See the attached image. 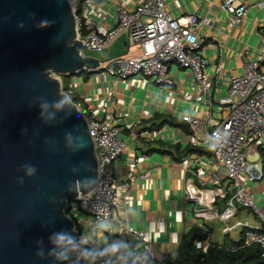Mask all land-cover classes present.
<instances>
[{
	"label": "built area",
	"instance_id": "1",
	"mask_svg": "<svg viewBox=\"0 0 264 264\" xmlns=\"http://www.w3.org/2000/svg\"><path fill=\"white\" fill-rule=\"evenodd\" d=\"M168 4L169 0H139L132 9L118 6L113 25L100 33L84 24L82 17L76 14L75 3L76 40L87 50L101 52L117 33L127 30L138 52L112 57L97 68L99 75L121 82L130 78H154V83L164 86L171 81L169 75L174 65L191 74L196 87L194 102L201 105L204 112L201 116L184 113L180 121L189 128L190 146L209 155L214 165L199 164L194 158L195 164L190 165L189 170L191 177L184 188L185 198L194 205L196 214H213L223 222L233 218L238 209L247 210L256 224L240 220L230 227L227 225L228 232L236 228L244 232L241 245H231L227 250L236 252L240 247L257 244L264 256V207L259 204L264 202V25L256 32L258 44L252 46L255 60L244 64L240 75L230 76L226 94L217 99L226 112L215 122L212 114L217 108L212 105L211 74L202 52L204 39L197 33L201 25L210 26L212 18L198 13L175 16L168 10ZM250 9L264 10V1L222 0L220 10L227 15V29L239 28ZM221 71V64L214 67L215 74ZM67 86L68 94L63 91L61 82L63 94L72 101L68 96L73 94L72 86ZM73 103L88 124L98 160V178L90 193L78 195L75 201L68 203L67 216L78 234L70 252L76 257L96 258L107 264H146L147 258L143 261L134 249L129 250L126 257L107 256L96 252L81 238L80 213L90 218L88 235L96 236L109 231L116 210L121 208L114 233L121 238L133 237L139 244L146 242L145 232L129 224L135 179L123 184L121 189L117 186L115 167L126 146L120 137V126L97 120L88 106L77 100ZM149 177L150 172L146 171L137 179ZM216 198L224 200L225 211L221 214L214 207Z\"/></svg>",
	"mask_w": 264,
	"mask_h": 264
},
{
	"label": "water",
	"instance_id": "2",
	"mask_svg": "<svg viewBox=\"0 0 264 264\" xmlns=\"http://www.w3.org/2000/svg\"><path fill=\"white\" fill-rule=\"evenodd\" d=\"M0 0V264H107L73 256L68 203L98 160L60 79L97 73L76 40L75 0Z\"/></svg>",
	"mask_w": 264,
	"mask_h": 264
},
{
	"label": "crops",
	"instance_id": "3",
	"mask_svg": "<svg viewBox=\"0 0 264 264\" xmlns=\"http://www.w3.org/2000/svg\"><path fill=\"white\" fill-rule=\"evenodd\" d=\"M138 1L88 0V3L81 5L79 16L85 25L104 33L113 25L118 6L132 9ZM221 2L222 0H169L168 4V10L175 16L181 13H198L212 18L211 25H201L197 33L204 39L202 52L208 60L207 71L211 74L212 105L217 108L212 114L215 122L219 121V115L223 116L226 112L224 106L218 105L217 99L226 94L230 76L240 75L244 64L255 60L252 46L258 44L256 32L264 25V10L250 9L240 27L229 31L227 15L220 10ZM118 37L127 46L122 54L116 56L138 52L137 46L130 42L127 31L117 33L111 42ZM116 56L105 57L103 61L95 59L102 66L108 59ZM219 64L222 65V71L215 74L214 67ZM172 71H176L173 76ZM171 72V81L164 86L145 78H130L121 82L98 73L89 76L82 73L67 78L77 102L88 106L97 120L120 126V137L126 146L115 167L117 186L121 189L123 184L135 179L128 213L129 224L146 234V242L143 244H139L133 237L121 238L116 235L113 227L118 226L117 221L122 212L119 208L109 231L91 236L87 232L90 218L80 213L78 222L83 235L80 237L96 252L126 257L127 252L134 249L143 261L146 258L159 261L164 256L177 258L188 250V240H183L188 232L201 236V240L219 244L226 236L231 239L233 233L239 237L240 230L236 228L228 232L227 225L230 227L240 220L256 224V219L245 209H238L233 218L223 222L213 214H196L194 205L186 200L184 188L187 179L191 177L189 170L190 165L195 164L194 158L198 159L199 164L205 163L208 166H213L214 162L204 152L187 154L177 161L174 158L178 153H172L168 148L172 145H178L181 149L190 146L191 137L182 127L162 123L161 119L169 117L181 122L180 116L184 113L201 116L204 112V108L194 102L196 87L191 74L179 69ZM164 125L167 127L164 128ZM146 171L150 172L149 178L137 179L139 174ZM214 207L220 214L223 213L224 200L216 198ZM237 238L233 237V240ZM196 246L194 242L193 247Z\"/></svg>",
	"mask_w": 264,
	"mask_h": 264
},
{
	"label": "trees",
	"instance_id": "4",
	"mask_svg": "<svg viewBox=\"0 0 264 264\" xmlns=\"http://www.w3.org/2000/svg\"><path fill=\"white\" fill-rule=\"evenodd\" d=\"M86 0H77L76 14L79 15L81 5ZM89 76V72L83 73ZM72 77V76H71ZM70 78V77H69ZM62 82L63 91L68 94V82L66 77H60ZM69 98L75 102L73 94L68 95ZM159 117V116H158ZM156 118V117H155ZM162 123L182 127L186 133H190L188 126L177 120L170 119L169 117L162 118ZM172 153L177 152L178 156L175 160H180L181 157L187 154H202L203 151L195 149L191 146H187L183 149L178 145L168 146ZM169 152V151H168ZM243 230L239 233L237 240L230 239L226 236L222 243H209L206 249H199L193 247L195 239L201 240V236L188 232L184 235L183 240H188V250L186 253L177 258H171L169 256L162 257L159 261L148 260L146 264H264V256L261 255V248L257 244H252L248 247H240L236 252H229L227 248L231 245L240 246L242 242ZM192 235V236H191ZM191 236V237H190Z\"/></svg>",
	"mask_w": 264,
	"mask_h": 264
},
{
	"label": "rangeland",
	"instance_id": "5",
	"mask_svg": "<svg viewBox=\"0 0 264 264\" xmlns=\"http://www.w3.org/2000/svg\"><path fill=\"white\" fill-rule=\"evenodd\" d=\"M85 2L88 3V0H86ZM86 16L90 17V14L86 13ZM124 31H127V30H124ZM125 46H127V44H124L123 42H120V38L118 37V38L114 39L105 50H103L101 52H94V51H90V50L85 49V50L82 51V55L93 57V58H97L100 61H103V59L105 57L116 56V55L122 54L123 51H124V47ZM174 70H177L176 69V65H174ZM175 72L176 71H172L171 72V74H172L171 76L175 75L176 74ZM52 76L54 78H58L59 79V76H57V75H52ZM150 81L154 82V78H151ZM166 127H167V125H164V128H166ZM259 204H260V206L264 207L263 206L264 202H260ZM251 221H253V219H251ZM233 237H235V239H236L237 238V234L233 233L231 239H233ZM195 244H197L196 248L206 249L207 246L209 245V242H208V240L195 239Z\"/></svg>",
	"mask_w": 264,
	"mask_h": 264
},
{
	"label": "bare ground",
	"instance_id": "6",
	"mask_svg": "<svg viewBox=\"0 0 264 264\" xmlns=\"http://www.w3.org/2000/svg\"><path fill=\"white\" fill-rule=\"evenodd\" d=\"M69 1H70V3H72V4H73L72 0H69Z\"/></svg>",
	"mask_w": 264,
	"mask_h": 264
}]
</instances>
